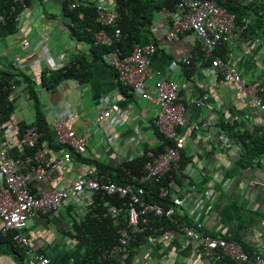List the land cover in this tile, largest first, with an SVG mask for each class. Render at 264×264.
<instances>
[{
    "label": "crops",
    "instance_id": "0c3cea01",
    "mask_svg": "<svg viewBox=\"0 0 264 264\" xmlns=\"http://www.w3.org/2000/svg\"><path fill=\"white\" fill-rule=\"evenodd\" d=\"M51 1L56 2L57 11L47 9V3ZM61 8V0H48L31 7L24 14L19 34L0 42L4 50H0V72L31 79L38 93L44 121L52 134L55 121L66 119L70 128L88 139V154H73L69 169L54 181L35 183L33 189L38 194L53 188L65 189L72 180L86 174L90 168L104 173L90 160L104 163L108 170L117 169L137 149L159 144L152 123L156 106L135 95L120 103L122 112L118 115V125L111 122L94 124L96 105L101 96L124 95L118 87L115 71L102 60L93 64V77L86 84L65 79L56 86L55 92L42 89L45 73L67 66L79 54H84L90 60L92 56L88 45L71 38L62 19ZM58 11L61 15L54 14ZM174 15L166 11L157 14L155 27L159 28L160 35L167 32ZM252 30L250 35L237 32L230 45L221 47L218 54L238 67L248 83L264 86V25L258 33L255 32V26ZM154 32L152 26V37ZM57 36L59 40L56 43ZM157 36L153 37L157 40L158 51L152 58V70L161 74L158 78H169L181 84V95L189 105L186 117L190 123L212 124L208 128L212 140L195 152L192 163L195 174L191 178L195 190L213 191L210 200L213 210L206 220L208 231L238 241L250 252L264 253V157L256 160V166L249 169L242 167L240 158L243 149L240 137L246 132L252 136L258 132L261 134L264 115L251 104L246 94L240 92L237 85L219 83L218 78L210 73V63L202 59L204 49L196 35L188 33L173 43L161 41ZM25 40L30 42L28 48L23 45ZM61 43L65 47H60ZM35 52L37 54L31 57ZM178 57H190L192 67L174 66ZM28 91L29 86L25 82L12 91L10 101L15 111L8 122L0 125V149L8 148L14 156L27 155V150L17 147L20 128L36 122V111ZM198 101L203 103L201 108L195 107ZM235 116L242 120L233 125L234 130L230 134L219 127L221 121ZM183 135L189 150L192 133L186 130ZM62 147L57 151L46 146L49 158L64 155L66 147ZM80 156L89 161H83ZM74 200L77 201H65L57 212L29 219L27 234L34 252L49 257L52 264H104L106 261L108 264H119L118 257L105 259L106 249L100 258L93 259L87 245L78 237V227L86 220L87 213L95 210V195L85 193ZM77 207L87 210L84 217H79ZM122 229L119 230V236ZM151 230L147 235H137L132 247L131 264H210L206 259L196 256L194 242L180 237L171 226L167 230L160 227ZM103 237L111 241L106 233H103ZM4 240L10 241L9 238H0V264H33L31 256L23 248L9 246Z\"/></svg>",
    "mask_w": 264,
    "mask_h": 264
},
{
    "label": "built area",
    "instance_id": "2783aa9c",
    "mask_svg": "<svg viewBox=\"0 0 264 264\" xmlns=\"http://www.w3.org/2000/svg\"><path fill=\"white\" fill-rule=\"evenodd\" d=\"M45 1L48 0H36L27 6L26 0H16L8 14L0 15V23L7 25L13 21L19 34L24 14L31 7ZM69 1V9L73 11L83 0ZM84 1L95 4L96 23L102 27L95 34V45H110L113 37L107 28L117 27L118 3L116 0ZM220 1L175 0L176 11L169 29L162 36L154 23L153 37L158 35L159 40L173 43L188 33L196 35L204 49L202 59L210 63V73L218 78L219 83L237 85L240 92L246 94L251 104L264 115V86L248 83L238 67L218 55L220 48L230 45L237 32L245 33L250 28L253 16L244 17L238 24L236 14L220 5ZM256 2L264 0H243L242 5ZM19 9H23V12L18 13ZM261 14L264 11L259 15ZM79 17L84 20L85 14L80 13ZM114 37L119 39L121 31L117 30ZM4 40L7 38L0 37V42ZM23 45L28 48L30 42L25 40ZM157 51V44L149 42L137 45L129 56L123 57L117 50L104 55L102 60L115 71L118 87L127 88L129 95H135L156 106L152 123L162 137L156 138L159 144L156 147L151 145L146 149H137L132 157L120 164L130 163L141 156L146 157L141 174L133 182L119 184L107 174L90 168L86 174L72 180L65 189L53 188L40 194L34 192L35 183L54 181L63 171L68 170L73 163V154H88L87 137L70 128L66 119H57L54 123L56 141L66 147L64 155L60 157L50 159L46 146L39 147L43 133L34 125L24 129L17 145L20 150H28L25 157L12 155L8 148L0 149V238H9L15 247L23 248L31 256L33 264H52V260L34 252L27 234L29 219L57 212L65 201L79 198L85 193L117 195L124 200L120 207L111 206L108 202L98 203L93 207H103L102 213L97 214L103 220L109 217L118 219L123 212H127L126 226L120 231L118 243L104 252L107 260L118 257L119 264H130L132 245L137 235L144 233L147 227L153 229L154 220L166 219L174 225L172 229L180 237L194 242L196 256L206 259L210 264L224 260H230L234 264H264V253L250 252L242 243L208 231L206 220L213 210L210 203L213 191L195 190L191 178L195 174L192 170L195 152L212 140V135L208 132L212 124L190 123L187 120L189 105L181 95V84L169 78H158L161 74L152 70V58ZM181 65L191 67L192 59L178 57L174 66ZM16 88L14 84L11 85V89ZM127 99L122 94L101 96L97 105L95 104L97 115L94 124L111 122L118 125V115L122 112L120 103ZM202 105L201 101L195 103L196 108H201ZM227 120L220 123L233 126L242 119L235 116ZM186 130L192 133V146L189 150L187 139L183 135ZM184 152L188 153L189 158L185 166L182 156ZM154 194L171 206L166 208L163 204L149 201V195ZM179 216H188L190 221H181ZM160 229L164 230V225Z\"/></svg>",
    "mask_w": 264,
    "mask_h": 264
},
{
    "label": "trees",
    "instance_id": "16d2710c",
    "mask_svg": "<svg viewBox=\"0 0 264 264\" xmlns=\"http://www.w3.org/2000/svg\"><path fill=\"white\" fill-rule=\"evenodd\" d=\"M15 1L16 0H0V15L8 14L15 5ZM35 1L36 0H26V5L30 6ZM242 1L243 0H221L219 3L230 12L236 14L238 24L244 17L253 16V22L250 25V28L245 31V33L246 35H250V31L253 33L252 29L254 26L256 27L255 32L258 33L264 25V14L259 15L260 12L264 11V2L242 5ZM116 2L119 5V19L117 27L107 28L108 33L113 37L112 43L110 45H95V34L102 29V27L96 23L95 4L91 3L90 1L85 2L83 0L80 1V6L77 7V9L72 11L69 9L70 1L61 0L62 19L67 26L71 38L78 43L88 45L90 54L92 56L90 60L84 54H79L75 59L70 60L67 66L57 71L45 73L42 79V86L49 89L51 92H55L56 86L60 83V81L65 79L75 80L80 84H86L90 82L93 77L92 69L94 63L99 60H103L104 55L113 53L117 50L120 51L123 57H126L133 53L137 45L146 44L149 42L156 43L157 40L152 37L151 33L152 26L156 22L155 20L157 14L166 11L170 13V15H173L176 11L175 0H162L161 2H158V0H116ZM22 12L23 9H19L18 13ZM80 13L85 14L84 20L79 17ZM170 20L172 21V19ZM117 30L121 31V37L119 39L114 37ZM16 34V23L13 21H10L7 25L0 23V37L8 38ZM149 37L152 39L149 40ZM218 55L223 57L221 54ZM185 67L191 68L192 65L191 67ZM189 71L192 72L191 70ZM189 71H186L187 75H190ZM0 80V125L8 122L15 111V106L10 101V96L12 93L11 84L13 83L16 86H19L25 82L29 86L28 97L33 103L34 109L36 111V122L33 125L43 133L39 147L46 144L51 149H55L57 151L61 150L63 147L56 144L55 134H52L50 128H48V125H46L44 121L38 93L35 90V86L31 79L27 76L20 77V75L12 74L10 72H0ZM120 88L123 94L128 97V99L132 98L131 95L128 94L129 90L127 88L121 86ZM220 126L223 131H226L229 134L232 132V130H234L233 126L227 124L225 125L220 123ZM27 127L29 126L25 125L23 128H20V136ZM155 134L158 139H162L158 132ZM231 137H233V135H231ZM240 139L243 143V149L240 155L242 167L244 169L253 168L256 166L255 161L264 157V129H262L261 134L258 132L256 136H252L249 132H246L240 137ZM81 156L79 158H81L83 161H89L86 160L87 158H82ZM182 156L183 166H185L189 161L188 153L184 152ZM146 160L147 159L145 156H141L130 163L120 165L117 169L109 166L112 168L110 170H108V167L104 165V163L101 164L95 160H90L89 162L95 164L104 173L108 172L107 176L111 177L114 182L119 184H128V182H133L134 178L141 174ZM148 199L151 202L163 204L166 208L171 206L169 202L160 199L156 194L149 195ZM123 201L124 200L120 199L117 195L107 194L101 196V194H98L95 195L94 204H104L108 202L111 206L116 205L120 207L123 205ZM102 210L103 207H98L93 212L87 213L85 218L86 220L83 221L78 227V232L80 234L78 237L81 242L87 245L88 253L93 255V259L100 258L102 252L105 249L117 244L119 230L120 228L122 229L126 224L127 212H123L118 219L109 217L103 220L102 218H98L96 215H100ZM180 218L181 221H190L188 216H182ZM154 221L155 222L152 223L153 227H160L164 225L165 230H167L169 226L174 228V225L167 222L166 219H156ZM150 231H152L151 227H147L146 231L141 234L142 236L147 235L150 233ZM103 233H106L111 238V241H109L107 237H103ZM226 239L230 240L228 238ZM4 241H7L9 246L14 247L11 240ZM104 264H108V262L106 261ZM216 264H234V262L230 260H224L223 262Z\"/></svg>",
    "mask_w": 264,
    "mask_h": 264
},
{
    "label": "rangeland",
    "instance_id": "374dc122",
    "mask_svg": "<svg viewBox=\"0 0 264 264\" xmlns=\"http://www.w3.org/2000/svg\"><path fill=\"white\" fill-rule=\"evenodd\" d=\"M112 1H115V0H112ZM47 4H48L47 5V9L48 10H52V11H57L58 10V8L55 6L56 5V2L55 1H51V2H49ZM54 14L61 15L60 11H58L57 13L54 12ZM58 40H59V36H57V38H56V43L58 42ZM9 42L11 43V41H9ZM57 47H58V45H57ZM60 47H65V44L64 43H61L60 44ZM0 50L1 51H4L3 50L2 43H0ZM72 201H77V200L72 199ZM84 210H85V212H83ZM77 212H78L79 217H84V213L86 214L87 213V210L86 209H83L82 207H77ZM74 217H76L75 214H74ZM28 225L30 226L29 221H28Z\"/></svg>",
    "mask_w": 264,
    "mask_h": 264
},
{
    "label": "clouds",
    "instance_id": "9594fccd",
    "mask_svg": "<svg viewBox=\"0 0 264 264\" xmlns=\"http://www.w3.org/2000/svg\"><path fill=\"white\" fill-rule=\"evenodd\" d=\"M14 36H15V35H14ZM30 46H31V45H30ZM36 54H37L36 52H35V53H32V55H34V56H35ZM32 57H33V56H32ZM11 85H13V83H12ZM14 85H15V84H14ZM15 86H16V85H15ZM16 87H19V86H16ZM41 87H42V89H43V90H45V87H44V86H42V84H41ZM119 88H120V87H119ZM15 90H17V88H16ZM15 90H13V89H12L11 91H15ZM48 91H50V90H49V89H47V91H46V92H48ZM55 91H56V90H55ZM50 92H51V91H50ZM51 93H52V92H51ZM30 126H31V125H30ZM154 131H155V133H157V132H156V130H155V128H154ZM155 133H154V134H155ZM155 137H156V134H155ZM156 138H157V137H156ZM43 146L45 147V146H47V145H46V144H44ZM223 237H224V236H223Z\"/></svg>",
    "mask_w": 264,
    "mask_h": 264
}]
</instances>
